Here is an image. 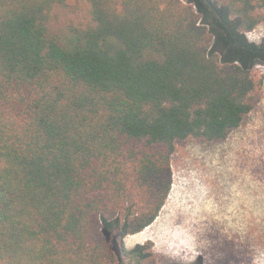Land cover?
Returning a JSON list of instances; mask_svg holds the SVG:
<instances>
[{"label": "trees", "instance_id": "1", "mask_svg": "<svg viewBox=\"0 0 264 264\" xmlns=\"http://www.w3.org/2000/svg\"><path fill=\"white\" fill-rule=\"evenodd\" d=\"M263 22L264 0H0V264H146L124 238L158 217L177 141L254 108L264 48L240 31Z\"/></svg>", "mask_w": 264, "mask_h": 264}, {"label": "rangeland", "instance_id": "2", "mask_svg": "<svg viewBox=\"0 0 264 264\" xmlns=\"http://www.w3.org/2000/svg\"><path fill=\"white\" fill-rule=\"evenodd\" d=\"M240 32L264 48V22ZM252 71L263 82L238 128L223 140L177 141L158 217L144 237L124 238L127 250L151 247L146 264H264V54L252 58Z\"/></svg>", "mask_w": 264, "mask_h": 264}, {"label": "bare ground", "instance_id": "3", "mask_svg": "<svg viewBox=\"0 0 264 264\" xmlns=\"http://www.w3.org/2000/svg\"><path fill=\"white\" fill-rule=\"evenodd\" d=\"M147 231V230H146ZM145 233H147V232H145ZM149 233V232H148ZM141 235V236H140ZM145 235H147V234H144V235H142V232H140V233H138V234H135L134 236H139L140 238H142V237H144Z\"/></svg>", "mask_w": 264, "mask_h": 264}]
</instances>
